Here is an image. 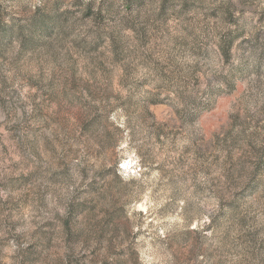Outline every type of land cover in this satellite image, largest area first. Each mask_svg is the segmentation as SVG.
<instances>
[{"label":"rangeland","instance_id":"obj_1","mask_svg":"<svg viewBox=\"0 0 264 264\" xmlns=\"http://www.w3.org/2000/svg\"><path fill=\"white\" fill-rule=\"evenodd\" d=\"M0 264H264V0H0Z\"/></svg>","mask_w":264,"mask_h":264}]
</instances>
